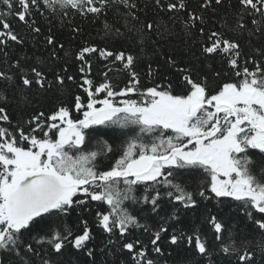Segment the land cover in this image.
Listing matches in <instances>:
<instances>
[{
	"label": "snow or ice",
	"instance_id": "1",
	"mask_svg": "<svg viewBox=\"0 0 264 264\" xmlns=\"http://www.w3.org/2000/svg\"><path fill=\"white\" fill-rule=\"evenodd\" d=\"M152 2L173 24L179 14H184L181 30L189 38L198 34L201 46L196 60L206 62V70L182 63L175 53H170L164 60L179 74V91L168 76L167 83L144 88L135 71L137 57L123 46L122 50H110L88 45L76 54L82 79L77 86L85 95H74L71 106L62 102L50 115H33L25 122L27 131L20 124L12 126L6 107L0 106V264H36L34 257L40 258V264H63L55 257L63 256L68 245L78 251L87 249V255L93 257L91 264H97L95 250L88 248L93 236L84 218L94 203L108 207V211L96 210L98 226L105 233H118V240H123L116 244L109 239L101 249L107 257L101 264H128L122 258L125 252L134 264H157L147 258L148 251L140 240L129 239L133 230L149 232L150 228L128 205H150V211L159 215L160 202L165 197L183 209L195 208L197 197L240 202L257 235L241 239L229 233L225 239L224 224L210 216L208 222L215 239L220 241L221 259L226 264H264V0H236L235 6L228 0L235 20L234 26L225 21V27L233 35L206 31L204 13L209 9L215 12L226 0H201L199 14L188 11L187 0ZM109 3L110 0H0V53L4 63H8L10 45L24 43L12 20L40 34L41 28L33 17L37 12L43 14L42 8L61 17L71 13L99 19ZM119 3L128 9L137 7L130 0ZM128 16L131 21L140 19L135 13H127L125 31L105 23L106 36L143 46L149 34L161 28V39L165 34L175 35L167 25L145 22L137 28ZM245 33L249 44L254 37L260 40L250 57L241 43ZM44 39L52 49L51 56L56 57V48L62 49L63 44H58L52 34ZM93 54L111 64L119 62L120 70L129 76L127 85L118 88L108 79V72L103 73V83L95 84L90 78ZM212 61L220 67H214ZM44 64L37 58L25 67L17 59L8 70H0V80L17 86L14 75H19V87L31 89L37 85L47 90L53 81L47 79ZM12 70L14 75L9 74ZM61 71L67 73L68 69ZM158 74L149 64L147 75L154 79ZM53 76L59 86H64L66 80L76 83L73 75L53 72ZM0 102L7 103L3 93ZM73 109L82 118H73ZM100 126L130 133L107 169L100 167V160L110 157L112 145L96 139L94 148L89 147L93 137L106 135ZM190 170L203 173L198 191H190L183 183L184 172ZM178 211L180 208L162 218L164 223L150 240L158 255L163 252L159 246L161 233L168 232L165 225L178 219ZM73 212L78 213L81 234H73L67 226L62 230L53 228L56 219ZM183 240L189 246L194 244L200 257H208L209 264H214L211 246L198 232L185 236L180 230L170 237V243L178 249ZM181 257L178 251L177 259ZM196 264H202V260Z\"/></svg>",
	"mask_w": 264,
	"mask_h": 264
},
{
	"label": "trees",
	"instance_id": "2",
	"mask_svg": "<svg viewBox=\"0 0 264 264\" xmlns=\"http://www.w3.org/2000/svg\"><path fill=\"white\" fill-rule=\"evenodd\" d=\"M131 3H135L137 7L135 9H128L124 7L119 0L109 3L106 13L101 15L99 19H94L91 16L84 18L79 14L61 17L59 14L52 15L50 11L43 10V14L37 12L34 14L36 20V26L41 28L40 34L32 33L31 30L20 24L18 21L12 20L13 26L16 32L23 38L24 43L22 45L11 44L7 49L9 57L8 63H4L3 53H0V70H8L9 65L20 59L22 65L28 67L34 64L37 58H40L45 62L44 71L47 73V79L53 81V86L47 90H41L37 85H33L31 89L22 88L18 85L21 84L19 75H14L15 70L9 72L10 75H14L15 85L10 86L7 82L0 80V93H3L7 97V103L0 102V106H5L8 115L11 119L12 126L20 124L28 130V126L25 123L30 120L31 117L39 112H44L45 115H50L56 110L58 106L63 102L65 105L71 106L72 98L76 94L85 95L82 90L77 86L78 83H82L81 74L78 71L79 62L76 60V54L81 47L88 45H95L99 48H108L110 50H123L130 52L137 57L135 65V71L140 74L141 86L151 87L155 83H167L165 76L170 78V81L177 87L179 91L178 82L179 74L169 68L165 64L164 56L170 53H175L177 58L185 64H191L201 70H206V62L201 64L196 60V55H199L200 43L198 34L194 33L190 38L184 35L181 30L180 20L184 18V14L181 13L176 17L175 24L168 19V15L159 11L154 6L152 0H130ZM188 11H197L199 14V5L201 0H187ZM232 5H236V0H231ZM129 12L135 13L139 16V21H131V17L128 16V20L131 23L136 24L137 28H142L145 22L154 23L158 25H167L175 35L165 34V38H160L161 28L158 31L150 33V39L143 45L138 46L136 43L130 40H124L115 38L112 36H106L105 23L113 25L114 27H120L121 31H125L123 25L125 23V15ZM208 21L206 31L217 30L224 32L225 35H233L227 32L225 27V21L228 24L234 26V8L228 7V0L225 5L218 7L215 12L211 9L205 13ZM249 27L252 25L249 23ZM79 28V33L73 31V29ZM51 30V33L49 32ZM147 31V30H145ZM52 34L57 39L58 44H63V48H56V57L51 56L52 49L46 44L45 36ZM156 41V43H153ZM243 45V51L248 56H253V48L258 47L260 40L252 38V43L249 44L247 33L241 39ZM195 54V55H194ZM28 59H24V58ZM92 72L90 78L94 83L99 85L105 81L103 75L104 72H108V79L118 88H122L127 85L129 76L126 71L120 70L122 66L117 62L111 64L109 61L100 59L96 54L92 57ZM202 59V58H201ZM219 58H217L218 60ZM213 66L219 68L220 65L217 61H212ZM243 63V60L241 61ZM151 64L154 72L158 71V75L155 78H151L147 75L148 65ZM251 67V65H249ZM64 67H67V73L61 71ZM109 68L112 70L109 71ZM53 72H59L61 75H73L76 77V83L72 81L65 82L64 86H59L54 81ZM118 90V89H117ZM103 94H101L102 96ZM137 98V97H133ZM122 99L117 97V100ZM73 118H76L80 113L73 109ZM5 127H9L8 124H4ZM102 133L106 135H99L93 137L89 147L94 148L96 139H102L112 145L114 152L110 154L109 158H101L100 167L107 169L114 158L119 154L121 144L126 140L130 134L122 131L119 128H104L100 126ZM39 135V133H38ZM203 173L201 170H190L184 172L183 183L188 187L190 191H198L199 185L203 181ZM211 195V194H209ZM198 204L195 208L183 209L180 205H173L166 197L160 202L159 215L150 211V205H131L129 204V210L134 211L138 215L142 224H147L150 228L149 232H145L143 229L133 230L129 239H138L142 242V245L148 251V259H152L157 264H196L197 261L202 260V264H209V258L203 257L195 251L194 244L189 246L187 240L181 241L180 248L170 243V237L174 232L179 234L182 230L187 235H194L198 232L203 240L211 246V250L214 253V264H226L225 259H221L223 254L218 251L220 241L215 239V232L212 225L208 222L210 216H216L217 219L225 226V239L229 233L232 236H239L241 239H251L257 235L256 228L251 221L248 220L245 211L240 202L231 200L230 198H221L218 202L216 198L211 200H203L197 197ZM176 208H180V211L176 212L178 219L169 221L166 227H168L167 233H161V241L159 246L162 248V254L158 255L153 251V246L150 240L153 237L155 231L159 230L161 224L164 223L162 218L170 216ZM108 211L107 205L93 204L92 211L84 214V218L89 221V228L93 239L88 243V248L94 249L96 252L95 260L97 264H101V261L107 259L102 253L101 249L108 245V241L111 240L116 243H122L123 240H118V233L116 235L105 233L102 228L98 226L95 219V212ZM78 213H71L68 216H62L56 219L53 223V228H60L61 230L67 226L73 232V234H81L82 225L77 219ZM258 217L259 214H255ZM182 254L181 259H177V252ZM43 254V253H42ZM128 264H134L131 256L126 252L122 256ZM36 264H40V258L34 257ZM63 264H91L93 257L87 255V249L76 250L68 245L64 255L55 257ZM259 259V257H257ZM234 260V258H233ZM110 264V261H109Z\"/></svg>",
	"mask_w": 264,
	"mask_h": 264
}]
</instances>
